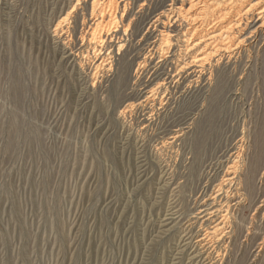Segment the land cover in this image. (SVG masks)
Masks as SVG:
<instances>
[{
  "label": "rangeland",
  "instance_id": "1",
  "mask_svg": "<svg viewBox=\"0 0 264 264\" xmlns=\"http://www.w3.org/2000/svg\"><path fill=\"white\" fill-rule=\"evenodd\" d=\"M97 1L0 0V264H264V28L181 76L171 0Z\"/></svg>",
  "mask_w": 264,
  "mask_h": 264
},
{
  "label": "bare ground",
  "instance_id": "2",
  "mask_svg": "<svg viewBox=\"0 0 264 264\" xmlns=\"http://www.w3.org/2000/svg\"><path fill=\"white\" fill-rule=\"evenodd\" d=\"M173 1L174 0H171V3L167 8H161V10L157 13L155 12L156 14L152 19V25L154 26L155 23H160L161 28L158 30V35L155 37L156 41H154L151 45V51L153 54H157L156 52H160L163 46L168 47L172 37L176 38V41H181L182 48L179 47L180 53L177 52V55H183V61L181 64H178L177 68L178 72L180 71L179 74L181 76H184L183 74H185V76H189L197 72L199 69L204 68V66L209 63V56L212 53L217 52L222 48L227 49L234 44L240 43L242 41V39H240L241 34L237 32V29L241 20H243L246 15L249 14L246 22L248 23L247 26L251 29L245 36L246 39L253 37L258 31H263L264 28V0H180V5L178 7L174 6ZM180 22L185 24L181 29ZM174 24H176V28L173 27ZM235 33L239 36H236ZM239 46L238 48L236 47L238 49L237 51L240 49ZM227 51L231 54L233 49H227ZM159 58H161L160 54ZM257 138H259V135ZM259 139H255V143H257ZM237 142V151L240 148H244L245 140L243 133L238 138ZM239 156L240 154L238 152H236L234 157L232 156L233 158L231 164L224 172L223 183L216 187V195V191L218 193L221 192L224 185L228 186V188L225 189V192H227L233 183L236 184L235 181H237V185H241L239 177L241 174L239 175V168L236 167V162L238 161ZM260 178H264V171L261 173ZM260 202V205L264 208V198ZM260 205L258 207H260ZM224 226L225 214L221 215L219 222L213 226L210 238L218 235L217 240L219 242H224L225 234L228 233L225 231Z\"/></svg>",
  "mask_w": 264,
  "mask_h": 264
}]
</instances>
